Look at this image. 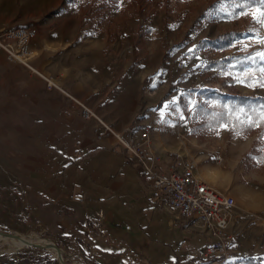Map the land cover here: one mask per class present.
I'll use <instances>...</instances> for the list:
<instances>
[{
    "label": "rangeland",
    "instance_id": "1",
    "mask_svg": "<svg viewBox=\"0 0 264 264\" xmlns=\"http://www.w3.org/2000/svg\"><path fill=\"white\" fill-rule=\"evenodd\" d=\"M221 2L0 0V27L57 23L66 25L54 28L59 32H78L81 45L92 34L94 52L91 60L86 59L90 63L82 60L80 65L84 69L92 64L93 71L98 72L93 74V88L83 99L96 112L95 119L106 120L128 141L141 138L140 130L145 124L152 127L151 138L158 129L162 135L169 131L178 140L200 139L190 134L193 110L203 98L200 89L223 95L238 91L264 97V87L247 86L264 76L259 71L264 65L258 67V58L256 62L246 59L264 51V45L255 42L257 35L264 37V27L252 17L260 5L252 3L243 10L226 6L221 12ZM242 11L248 14L243 15ZM104 12H108L105 19ZM46 28L47 33L54 31L52 27ZM226 32L237 34L230 45L216 47L206 42ZM215 60L220 62L213 65ZM246 71L254 75L243 84L237 83V77L244 78ZM237 132L230 120L200 140L206 141L208 147L215 146L213 163L226 172L223 183L238 192V196L233 195L236 204L227 231L231 234L228 242L239 246L230 258L202 261L203 247L211 242V237H206L209 232L198 225L201 232L196 236L200 241H190L183 249L184 255L195 254L196 263L192 264H245L247 257L262 258L264 264V165L246 166L244 153L254 135L246 137L240 132L236 135ZM14 146L10 138H0V231L52 241L60 246L68 264H96L95 259H87L83 254L81 241L61 232L53 223H44V216L37 213L35 198L21 189L27 178L22 177L19 168L22 152ZM217 156L223 157V161L217 162ZM23 255L57 259L53 247H35L0 237V261Z\"/></svg>",
    "mask_w": 264,
    "mask_h": 264
},
{
    "label": "crops",
    "instance_id": "2",
    "mask_svg": "<svg viewBox=\"0 0 264 264\" xmlns=\"http://www.w3.org/2000/svg\"><path fill=\"white\" fill-rule=\"evenodd\" d=\"M64 26L36 25L38 34L31 42L32 64L60 88H49L40 74L8 60L0 48V138H10L22 152L19 168L27 183L21 189L35 198L44 223L81 241L87 259L99 264L196 263L188 260L195 254L184 255L183 249L190 241H200L196 226H203L201 222L178 219L153 186V175L144 170L140 156L127 150L99 119L84 118L69 96L86 99L98 72L92 64L84 69L80 65L82 60L90 63L86 59L94 52L93 35L81 45L78 32L54 29ZM46 27L54 31L47 33ZM151 149L161 154L160 171H169L173 162L181 167L182 161L171 155L180 152L195 160L199 178L238 196L223 183L226 172L213 163L214 145L198 138L178 140L157 129Z\"/></svg>",
    "mask_w": 264,
    "mask_h": 264
},
{
    "label": "built area",
    "instance_id": "3",
    "mask_svg": "<svg viewBox=\"0 0 264 264\" xmlns=\"http://www.w3.org/2000/svg\"><path fill=\"white\" fill-rule=\"evenodd\" d=\"M37 34V28L29 25L2 28L0 29V48L6 52L8 60L20 62L40 74L49 88H60L52 77L43 74L31 63L33 53L31 42ZM69 96L80 105L84 118L90 119L97 116L89 104L73 94L69 93ZM100 121L127 150L140 156L144 170L153 175V186L169 202L177 218L182 222L200 221L209 232L211 242L203 251L205 258L213 262L230 258L239 246V244L237 246L228 242L231 234L227 230L234 216L236 204L234 196L199 178L195 172V160L184 157L180 152H171V155L182 161L181 167L173 162L169 171H160L158 164L161 154L151 149L152 127L150 125L145 124L141 128V138L138 141L134 138L128 141L122 138L107 121L103 119ZM216 160L220 163L223 157L217 156Z\"/></svg>",
    "mask_w": 264,
    "mask_h": 264
},
{
    "label": "trees",
    "instance_id": "4",
    "mask_svg": "<svg viewBox=\"0 0 264 264\" xmlns=\"http://www.w3.org/2000/svg\"><path fill=\"white\" fill-rule=\"evenodd\" d=\"M108 15L104 12L103 19ZM234 32H226L220 34L215 39H208L206 42L216 46L224 47L231 44ZM220 61H213L218 64ZM264 65L259 61L258 67ZM264 77V76H263ZM203 94L202 100L196 104L191 116L190 134L205 139L210 133L217 131L221 124L232 120L234 126L244 136L254 135V140L249 149L244 153L243 161L249 168L256 165H264V120L260 119V113L264 111V97L259 95L241 94L233 91L230 95H223L220 92L200 89ZM243 109V112L240 110ZM260 120L258 127H248L247 121ZM196 256L189 257L188 260L195 261ZM94 260V259H93ZM200 260V258H199ZM199 260H197L199 262ZM205 261L206 258H201ZM7 264H58L57 259H49L47 257L23 255L19 259L1 260ZM245 264H262V258L247 257L243 260ZM99 264L98 262H95Z\"/></svg>",
    "mask_w": 264,
    "mask_h": 264
},
{
    "label": "snow or ice",
    "instance_id": "5",
    "mask_svg": "<svg viewBox=\"0 0 264 264\" xmlns=\"http://www.w3.org/2000/svg\"><path fill=\"white\" fill-rule=\"evenodd\" d=\"M252 3H259L260 5V7L257 8V10L252 13L253 20H255L257 23L261 24L262 27H264V0H222L219 11L221 12L225 11L226 6H231L233 9H235L236 7H239L243 10L244 8L250 6V4ZM241 14L247 15L248 13L246 11H242ZM229 15L231 17V14ZM255 42L258 44L264 45V37H259L257 35ZM247 47L248 45H245V48ZM256 58H258L259 61L264 62V51H258L254 53V55L246 57V59L252 60L253 62H256ZM259 71L260 73H264V66L260 67ZM252 75H254V73H249L246 71L244 73V78L237 77L236 82L243 84L245 83V80L250 79ZM247 86L248 87H256V86L264 87V77H261L258 80L248 83ZM240 111L243 112V109H241ZM260 119L264 120V111L260 113ZM259 123H260V120L249 119L247 121L246 126L258 127ZM223 127L227 128L228 126L223 125ZM217 135H219V133H217ZM236 135H240V133L237 132Z\"/></svg>",
    "mask_w": 264,
    "mask_h": 264
},
{
    "label": "water",
    "instance_id": "6",
    "mask_svg": "<svg viewBox=\"0 0 264 264\" xmlns=\"http://www.w3.org/2000/svg\"><path fill=\"white\" fill-rule=\"evenodd\" d=\"M0 235L1 236H7V237H20L19 234L17 233H14V232H3V231H0ZM30 246H35V247H38L37 244L35 243H30ZM45 247H53L56 249V252H57V260L59 261L60 264H68L64 258H63V255H62V251H61V248L58 244L52 242L51 244L45 246Z\"/></svg>",
    "mask_w": 264,
    "mask_h": 264
},
{
    "label": "bare ground",
    "instance_id": "7",
    "mask_svg": "<svg viewBox=\"0 0 264 264\" xmlns=\"http://www.w3.org/2000/svg\"><path fill=\"white\" fill-rule=\"evenodd\" d=\"M17 234H19L20 237H7V236H2V237H4L5 240L10 241V242L24 243V244H29V245H30V243H35L38 245V247H45V246L52 243V241H49V242L37 241V240H33V239H29L27 237H24L26 235L23 236L20 233H17ZM0 237H1V235H0Z\"/></svg>",
    "mask_w": 264,
    "mask_h": 264
}]
</instances>
